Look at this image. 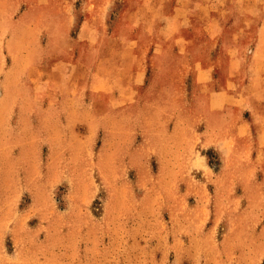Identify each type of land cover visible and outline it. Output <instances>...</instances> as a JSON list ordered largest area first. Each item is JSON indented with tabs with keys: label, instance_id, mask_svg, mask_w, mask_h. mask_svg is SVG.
<instances>
[{
	"label": "rangeland",
	"instance_id": "1",
	"mask_svg": "<svg viewBox=\"0 0 264 264\" xmlns=\"http://www.w3.org/2000/svg\"><path fill=\"white\" fill-rule=\"evenodd\" d=\"M100 1H75L65 38V0H0V264H264V94L233 105L225 76L257 22L231 3L215 92L205 24L149 38L146 6L130 25L110 0L97 23ZM131 30L152 44L145 75L144 50L116 38Z\"/></svg>",
	"mask_w": 264,
	"mask_h": 264
},
{
	"label": "crops",
	"instance_id": "2",
	"mask_svg": "<svg viewBox=\"0 0 264 264\" xmlns=\"http://www.w3.org/2000/svg\"><path fill=\"white\" fill-rule=\"evenodd\" d=\"M76 0H65L66 5L68 6V30L65 33V38L70 35V29L73 25V21L75 19L74 14V4ZM101 6L99 3L93 2V10L90 12L91 16H93L94 20L93 22H99L105 15L106 12H104L105 7L108 5L110 0H101L100 1ZM103 2V3H102ZM127 4L130 6L131 9H129V19H130V25H137L136 21V15L139 14V10L143 8V6H146V11L151 12V15L154 17L152 20L156 21L158 19L161 20V22L157 25L150 24L148 26V29L146 30V36L149 38L152 37H158V38H175L177 35V32L182 30L183 28H190L193 26L194 22L193 19H197L201 23L205 24V35L209 36V38H216L214 40L215 46L214 50H211L210 53V66H209V78L212 79L213 82V88L214 91L217 92L218 88H221L222 85V77L221 75L216 72L217 68L220 67V65L217 64V61L220 57V54L223 50H230V48H223L222 45L219 42V37L222 33V30H226L228 25V22L232 20V6L231 3H237L240 2L244 6L243 10H245L244 16H246V22L250 24L251 21L257 22V27L259 28L260 34L257 36L258 40V46L253 49L252 54L249 56L247 54V48L245 51H243L242 57L237 59L235 61L234 66L230 68V71H227L225 73L226 76V83L227 86L231 91L237 90V96L235 100L233 101V105L235 101H251L250 94L251 89L255 88V92L253 94H264V41H263V35L261 31L264 28V9L263 6L257 7L254 3V0H176V7L175 11L171 14H167L168 12H164V10H169L170 5L174 4V0H126ZM105 3V5H103ZM107 9V8H106ZM142 12V10L140 11ZM88 19H85L84 22H87ZM85 25H83V36L85 37L88 32L90 34H96V35H102L104 36V31L98 32V27H95L92 25L90 29H84ZM131 27V26H130ZM199 31V27L194 29L192 28V32L194 34L199 35V33L196 31ZM91 30V31H90ZM94 31V32H93ZM126 36L128 38V44L131 47V51L135 50H144L145 54V64H144V75L146 74L145 69H147V64L149 59L152 56L153 48L152 44L150 43V46L143 47L138 39V37H134L133 30L130 32L126 31L124 33L119 32L116 38H119L120 36ZM138 36V34L136 35ZM263 36V37H262ZM123 37V36H122ZM84 39V38H82ZM125 39H122L125 41ZM41 41V40H40ZM43 42V41H41ZM2 44V43H1ZM184 44V43H183ZM73 50L75 45H70ZM183 49L184 48H180ZM4 50V45L0 46V53ZM151 53V54H150ZM150 54V55H149ZM258 60V68L257 71L250 70L251 68V62L253 60ZM116 62H120V60H116ZM5 67V66H4ZM222 67V66H221ZM220 67V68H221ZM241 69V77L239 80L236 79V75L233 72L234 68ZM0 77L1 73H0ZM133 82L139 86L141 83L145 82V79L143 77L140 78L139 72L136 71L133 73ZM107 76H101L99 77L100 81L107 80ZM48 80V79H47ZM81 85L84 87L88 86L87 82L79 81ZM95 89V87L93 86ZM98 88V86L96 87ZM256 88L258 89L256 92ZM203 92V88H201ZM228 91V88H227ZM187 91L185 92V97L187 98ZM230 117H233L232 114H229ZM261 120H263L262 128L259 129V132H262L264 129V112L262 115H260ZM243 121V120H242ZM241 123V126L243 129H247V126L245 123ZM244 122V121H243Z\"/></svg>",
	"mask_w": 264,
	"mask_h": 264
}]
</instances>
